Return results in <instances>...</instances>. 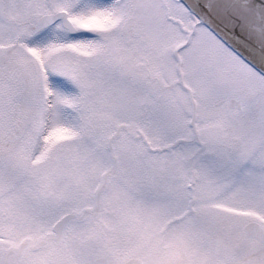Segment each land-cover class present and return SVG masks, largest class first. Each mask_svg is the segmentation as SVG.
I'll list each match as a JSON object with an SVG mask.
<instances>
[{"label":"snow or ice","instance_id":"obj_1","mask_svg":"<svg viewBox=\"0 0 264 264\" xmlns=\"http://www.w3.org/2000/svg\"><path fill=\"white\" fill-rule=\"evenodd\" d=\"M0 264H264V0H0Z\"/></svg>","mask_w":264,"mask_h":264}]
</instances>
